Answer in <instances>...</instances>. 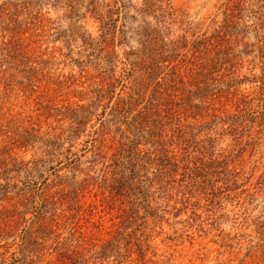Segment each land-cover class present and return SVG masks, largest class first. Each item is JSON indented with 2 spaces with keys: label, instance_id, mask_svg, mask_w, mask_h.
<instances>
[{
  "label": "rangeland",
  "instance_id": "obj_1",
  "mask_svg": "<svg viewBox=\"0 0 264 264\" xmlns=\"http://www.w3.org/2000/svg\"><path fill=\"white\" fill-rule=\"evenodd\" d=\"M0 264H264V0H0Z\"/></svg>",
  "mask_w": 264,
  "mask_h": 264
}]
</instances>
